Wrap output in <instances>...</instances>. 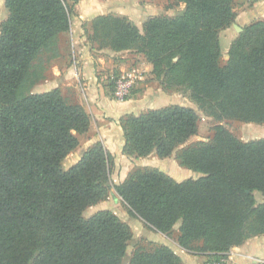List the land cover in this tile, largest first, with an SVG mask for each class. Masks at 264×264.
Listing matches in <instances>:
<instances>
[{"label":"trees","instance_id":"1","mask_svg":"<svg viewBox=\"0 0 264 264\" xmlns=\"http://www.w3.org/2000/svg\"><path fill=\"white\" fill-rule=\"evenodd\" d=\"M78 1L6 0L9 17L0 35V264H122L133 237L130 226L111 210L84 217L113 189L148 228L169 237L179 225L178 246L207 255L206 264L264 236V139L244 142L223 125L264 124V21L238 34L227 61L221 34L235 23V0H177L184 10L150 17L143 33L116 15L84 24L90 46L141 54L164 89L186 90L217 123L210 143L180 149L199 132L195 109L169 105L126 117L124 155L176 154L180 166L198 177L179 183L158 169L138 168L114 184L113 157L102 142L63 169L90 130L86 109L60 89L32 92L45 79L43 57L59 55V38L70 31ZM130 264L186 261L160 244L152 252H135Z\"/></svg>","mask_w":264,"mask_h":264},{"label":"crops","instance_id":"2","mask_svg":"<svg viewBox=\"0 0 264 264\" xmlns=\"http://www.w3.org/2000/svg\"><path fill=\"white\" fill-rule=\"evenodd\" d=\"M1 5L4 8V20H7L9 11L6 7V0H1ZM74 9L75 15L72 17L70 31L62 34L59 38L57 48L60 57L52 68L55 81L50 89L40 93L60 89L69 102L82 105L90 115L89 132L81 137L80 147L64 161L65 163L68 160L71 164L69 169L80 162L85 152L97 142H102L113 157L111 180L116 184H121L144 159L156 155L153 153L149 157L135 159L122 153L124 142L122 120L128 116H139L146 110H156L168 106L169 104L166 103L156 107L158 103L167 101L169 98L163 97L164 90L159 82L157 87L150 84L149 77L150 80L154 79L153 66L143 57L138 69L136 68L134 72L139 73L141 79L144 80L145 90L143 93H135L126 101H117L113 97L110 77L113 78L115 74L127 72L129 65L122 60L116 63L115 59L117 56H121L123 59L132 51L117 53L110 49H98V47L90 46L84 24L90 23L98 16L116 15L130 19L143 33L145 22L150 17L161 15L163 9L151 5V0H79ZM234 12L236 13L234 24L244 30L245 27L256 21H264V0L260 2L235 0ZM237 36L238 33L233 26L221 34L222 53L226 61L229 59L231 44ZM73 46L76 48L75 51L72 50ZM71 54H73L72 59ZM193 138L180 149L189 146L188 143ZM172 158L174 160L172 172L163 171V166L171 160V157L158 158V162H160L157 165L158 170L171 176L179 183L197 178V174L180 166L176 160V154ZM160 236L165 238L162 234ZM180 250H176V252L184 258L186 264H206L208 261V257L205 255L194 254L181 248ZM247 257L257 261L252 263ZM227 259L229 264H264V236L250 239L244 245L232 249L228 253Z\"/></svg>","mask_w":264,"mask_h":264},{"label":"rangeland","instance_id":"3","mask_svg":"<svg viewBox=\"0 0 264 264\" xmlns=\"http://www.w3.org/2000/svg\"><path fill=\"white\" fill-rule=\"evenodd\" d=\"M70 3L72 4L71 1ZM151 5H153L154 7L156 6L162 7L163 10L160 14L166 15L168 17L175 16L177 13L181 12L185 8V5L179 4L177 0H151ZM4 18H5L4 8L2 7L1 0H0V35H1L3 24L6 21L4 20ZM75 49L76 48L73 46L72 50L75 51ZM58 54H59V51H58ZM59 57L60 55L57 57H54L51 54L45 55L43 57V60H44L43 67L45 69L44 70L45 79L42 82H40L38 85H36L34 89L32 90V92L40 93L52 87V84L55 81V75L53 74L52 68L54 64L58 62L57 60ZM72 57H73V54H71V59ZM142 58L143 56L141 54H138L136 51H132L131 53L124 56L123 59L121 58V56H117L115 60H116V63H118L120 60L125 61L129 65L127 72L128 71L134 72L136 68L138 69L139 63H141ZM223 61H226L224 59V56H223ZM149 82L151 85L155 87L158 86V82L160 83V81L155 76H154V79L151 78V80L149 77ZM143 83H144V80L142 79L137 83V85L132 90V93H133L132 96H134L135 93L136 94L143 93V91L145 90ZM110 85H111L112 92H113V85H112L111 77H110ZM163 90H164L163 97H168L169 99H167V101H164V102L161 101L160 103L156 105V107H160L162 105H165L166 103H168L169 105L170 104L171 105H181V106H187V107L190 106L193 109H195L200 116L199 132L197 136H195V138H193V140L188 143L189 146L197 142H200V141L210 143L213 139L214 129L217 123L212 118L207 117L202 111L199 110L198 106L191 100L189 92H187L186 90L184 89H164V88ZM145 112H147V110ZM223 125H225L226 128L230 132H232L236 137L243 140L244 142H251V141L264 139V124H245V123L238 122V121L227 120L223 122ZM81 137L80 139H82ZM158 161H159L158 157L154 155L153 157L144 159L143 162H141V164L136 166L133 170L138 169V168L140 169H152V168L159 169L157 165H159L158 163L160 162ZM168 163L165 164V166H163V171L168 170L169 172H172L173 170L172 163H174V160L172 157ZM70 165L71 164L67 160V162L63 164V169L69 170ZM111 172H113V166H112ZM113 183L116 184V182H113ZM101 210L113 211L122 221L127 223L131 228L133 237L129 244L127 255L123 259L122 264H130L135 252L137 251L152 252L157 246H159L162 243L171 247L175 252L176 250L181 251L179 246H177L178 244L177 243L175 244V242L177 241V236H178V226H176V228L174 229V231L169 237L165 235H164L165 238L161 237L160 233L152 230L151 228H148L141 219L131 214L129 208L118 197V194L116 193L114 189L111 191L110 196H108V198L104 202H101L97 205L89 207L84 212V217L86 219H89L90 217L94 216ZM252 263H255V262L253 261Z\"/></svg>","mask_w":264,"mask_h":264},{"label":"built area","instance_id":"4","mask_svg":"<svg viewBox=\"0 0 264 264\" xmlns=\"http://www.w3.org/2000/svg\"><path fill=\"white\" fill-rule=\"evenodd\" d=\"M252 1L260 2L263 0H252ZM140 80L141 77L137 72H127V73L125 72L123 74L114 76L112 78L114 98L117 101H121V102L128 100L133 94L132 90ZM220 256L221 258L219 260L210 261L208 262V264H229L227 259L228 254L220 255ZM247 258L252 262L257 261L256 259H253L251 257H247Z\"/></svg>","mask_w":264,"mask_h":264},{"label":"water","instance_id":"5","mask_svg":"<svg viewBox=\"0 0 264 264\" xmlns=\"http://www.w3.org/2000/svg\"><path fill=\"white\" fill-rule=\"evenodd\" d=\"M233 27L235 28V30L237 31L238 34H240V33L243 31V29L240 28V27H239L238 25H236V24H234Z\"/></svg>","mask_w":264,"mask_h":264}]
</instances>
